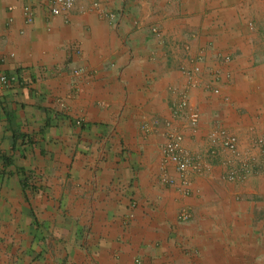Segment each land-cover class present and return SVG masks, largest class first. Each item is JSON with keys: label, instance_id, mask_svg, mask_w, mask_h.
I'll return each instance as SVG.
<instances>
[{"label": "crops", "instance_id": "crops-1", "mask_svg": "<svg viewBox=\"0 0 264 264\" xmlns=\"http://www.w3.org/2000/svg\"><path fill=\"white\" fill-rule=\"evenodd\" d=\"M100 6L0 0V264H241L264 236V162L227 182L220 153L183 189L160 152L168 130L197 153L226 129L241 155L260 133L236 6Z\"/></svg>", "mask_w": 264, "mask_h": 264}, {"label": "built area", "instance_id": "built-area-1", "mask_svg": "<svg viewBox=\"0 0 264 264\" xmlns=\"http://www.w3.org/2000/svg\"><path fill=\"white\" fill-rule=\"evenodd\" d=\"M48 6L51 15L59 16L73 9L75 3L79 0H39ZM92 6L97 9L99 14H104L101 9L100 0H91ZM25 16L28 23L32 21V13L30 9H25ZM109 15H106V17ZM155 34L156 29H152ZM194 71H199L195 68ZM1 83H6L4 77H0ZM217 93V91H215ZM185 103L180 107H184ZM197 116H192V122L196 123ZM76 126L82 125V120L75 121ZM169 128V125L165 126ZM165 142L160 147V152L163 158V169H171L179 180L183 189L189 184L191 174L200 175L204 172L203 164L211 159L216 158L220 153H229L233 160L229 164L228 172L225 175L227 182L243 181L248 176L252 175L260 166V161L264 162V132L258 134L252 140L250 152L241 155L238 151L237 137L226 129L214 128L207 135L208 147L203 152H189L182 148L183 137L181 133L168 130L165 133ZM165 174V173H164ZM161 182L165 185L172 184L170 178L162 175ZM187 211H180L177 217L179 222H186L189 219ZM139 264V261H136Z\"/></svg>", "mask_w": 264, "mask_h": 264}, {"label": "rangeland", "instance_id": "rangeland-1", "mask_svg": "<svg viewBox=\"0 0 264 264\" xmlns=\"http://www.w3.org/2000/svg\"><path fill=\"white\" fill-rule=\"evenodd\" d=\"M225 1L232 3L237 8L236 14L240 15V32H242L240 43L249 52V59L246 62L247 66L244 68L245 73L242 74L247 73L259 86L262 85L263 105L257 109L258 112L255 115L249 116L250 120L259 122L262 127L259 130V134H261L264 132V0ZM254 137L249 141L247 152H250V146ZM259 240L254 250L251 249L250 253L241 259V264H264V236Z\"/></svg>", "mask_w": 264, "mask_h": 264}]
</instances>
